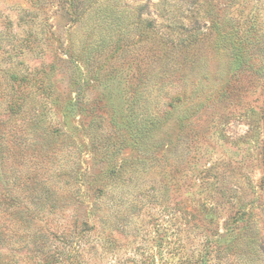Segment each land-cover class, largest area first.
<instances>
[{"label": "rangeland", "instance_id": "1", "mask_svg": "<svg viewBox=\"0 0 264 264\" xmlns=\"http://www.w3.org/2000/svg\"><path fill=\"white\" fill-rule=\"evenodd\" d=\"M0 264H264V0H0Z\"/></svg>", "mask_w": 264, "mask_h": 264}]
</instances>
